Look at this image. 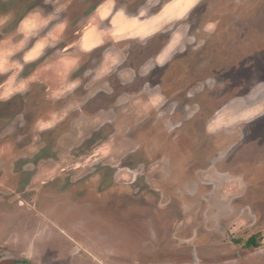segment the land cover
<instances>
[{"label":"rangeland","instance_id":"rangeland-1","mask_svg":"<svg viewBox=\"0 0 264 264\" xmlns=\"http://www.w3.org/2000/svg\"><path fill=\"white\" fill-rule=\"evenodd\" d=\"M1 40L36 80L0 102V264H264V0H0Z\"/></svg>","mask_w":264,"mask_h":264},{"label":"crops","instance_id":"crops-1","mask_svg":"<svg viewBox=\"0 0 264 264\" xmlns=\"http://www.w3.org/2000/svg\"><path fill=\"white\" fill-rule=\"evenodd\" d=\"M159 12L153 14V16L158 15ZM2 41L3 40L0 41V46L2 45ZM72 46L73 45H70V47H72ZM39 48H40V46L38 47L37 45H34L32 47L30 46V48L25 50V51L23 50V54H22L21 58L16 57V59H15L16 64L18 66L20 64H30L31 65L33 62H35L32 60H34L35 57L40 56L42 53V50H41L42 48H40V49ZM65 48H66L65 50H69L68 47H65ZM77 50L80 51V49L76 48L75 53L73 52L74 50L73 51L71 50L69 52L67 51V53H66V51L63 52V57L58 59L57 61H55V64H54V65L58 64L62 68L65 67V69L68 72V74L62 72L60 75H58L61 78H63L65 81L63 85L66 88L65 90H68V91H65L66 96L74 91L72 89H69L70 86L68 85V87H67L66 83H67V78L69 77L73 68H75V66L78 62V55L76 54ZM21 51H22V49H20V46H19L16 49L15 53L21 52ZM14 68H16V65H13L12 67L8 66V67H6V70L4 72H1L2 74H5V77L3 79L1 78V81H0V100L11 98L17 94H20L21 92L25 93L28 89H23V88L25 86H27L28 84H30L31 82H34L36 80V79H34V77L31 74H29L27 76L17 77L15 75L17 73L13 72ZM10 72H13V73L10 74ZM11 82H13L14 84L12 85V87L10 89L9 84H11ZM14 87H15V90L13 89Z\"/></svg>","mask_w":264,"mask_h":264},{"label":"trees","instance_id":"trees-1","mask_svg":"<svg viewBox=\"0 0 264 264\" xmlns=\"http://www.w3.org/2000/svg\"><path fill=\"white\" fill-rule=\"evenodd\" d=\"M245 246H247V247H252V246H254V247H258V246H259V243L256 241V237H255V236H251V237L247 240Z\"/></svg>","mask_w":264,"mask_h":264},{"label":"flooded vegetation","instance_id":"flooded-vegetation-1","mask_svg":"<svg viewBox=\"0 0 264 264\" xmlns=\"http://www.w3.org/2000/svg\"><path fill=\"white\" fill-rule=\"evenodd\" d=\"M32 64H33V63H32ZM155 86H157V84H156ZM19 95H21V94H17V95H15V96H13V97H11V98H8V99L0 100V102H1V104L8 105V104L10 103V101L12 100V98H14V97H16V96H19ZM62 98H63V97H62Z\"/></svg>","mask_w":264,"mask_h":264}]
</instances>
